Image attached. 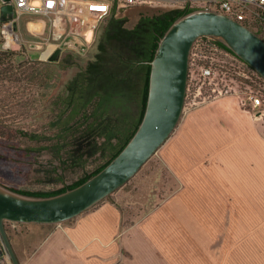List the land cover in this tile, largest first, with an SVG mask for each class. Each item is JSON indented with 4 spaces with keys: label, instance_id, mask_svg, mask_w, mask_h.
Returning a JSON list of instances; mask_svg holds the SVG:
<instances>
[{
    "label": "crops",
    "instance_id": "obj_1",
    "mask_svg": "<svg viewBox=\"0 0 264 264\" xmlns=\"http://www.w3.org/2000/svg\"><path fill=\"white\" fill-rule=\"evenodd\" d=\"M219 103L188 113L157 151L177 190L126 226L133 191L122 187L59 224L14 223L8 234L20 263L191 264L194 255L207 263L227 223L234 260L264 264V125Z\"/></svg>",
    "mask_w": 264,
    "mask_h": 264
},
{
    "label": "rangeland",
    "instance_id": "obj_2",
    "mask_svg": "<svg viewBox=\"0 0 264 264\" xmlns=\"http://www.w3.org/2000/svg\"><path fill=\"white\" fill-rule=\"evenodd\" d=\"M108 7L109 5L102 10L96 24L103 19ZM162 9L167 8L143 4L124 8L119 14L126 15L128 17L127 25L132 26L140 13L153 14ZM31 19H39V17L24 14L11 23L12 30L17 37L14 36V41H11L8 48H3L6 36L2 30L6 20H0V50L15 53L12 59L6 63L4 70L7 71L3 72V69L0 71V183L30 190H50L59 186L55 182L48 181L46 176L49 175L46 172L52 166L58 165L57 158L47 151H33L32 149L38 144L22 136L19 131H41L46 126L47 97L54 95L77 69L69 67L65 70H59L56 86L51 89L43 88L30 80L34 75L32 73L33 67L38 65L35 61H48L47 57L53 48V45H49L47 48L49 42H53L50 37L51 31L48 22H46L45 27L38 22L29 23L28 26L27 21ZM44 19L46 21V18ZM36 29L42 32H37ZM86 32L90 38L92 35L91 28ZM260 34L264 36V32ZM75 37H67L62 52L65 49H71L83 57L85 55L86 58L89 57L95 49L93 43L95 36L89 45L83 44L81 39ZM208 39L196 40L197 48L195 51L198 57L207 56L206 62L211 61L214 74L209 78H202L199 75L195 76V74L191 76V80L189 78L184 108L177 128L188 113H192L194 110L200 109L202 105L214 100L217 104L222 101L238 105L241 109H246L255 114L258 121L264 125V81L234 56L219 49L207 48L209 41L213 40ZM34 45H38L39 48ZM255 97L260 101L256 106H253ZM92 167L89 165L86 169ZM80 172L79 169L63 171L57 168V172L53 171L51 175L62 173L66 182H70ZM179 186L178 182L172 183L169 173L159 160L158 152H156L135 176L122 186L123 190L132 189L133 191V197L127 201L130 203L126 206L127 210L125 209L128 214L123 215L122 225L126 226L138 219L145 212V209L157 205L167 195L177 190ZM154 187L155 189H153ZM118 190L113 192L109 199L114 200ZM152 191L155 194L151 198L149 194L153 193ZM12 224L14 222H6L7 231L10 232L11 236H13ZM227 226L228 224L224 223L223 232L219 234L217 239L211 240L207 251V263L204 261V257L199 258V255L189 257V262L191 264H243L237 257L235 261L231 255V240H229V235L227 234L226 238L225 234ZM0 252H2L1 256L7 257L2 246H0ZM7 261L4 264H11L8 257Z\"/></svg>",
    "mask_w": 264,
    "mask_h": 264
},
{
    "label": "trees",
    "instance_id": "obj_3",
    "mask_svg": "<svg viewBox=\"0 0 264 264\" xmlns=\"http://www.w3.org/2000/svg\"><path fill=\"white\" fill-rule=\"evenodd\" d=\"M194 8L184 6L153 14L140 13L135 23L128 26V17L119 14L116 2H112L96 26L95 49L89 57L65 49L57 60L35 61L38 65L33 67L30 80L46 89L55 88L59 70L77 69L54 95L47 97L46 126L41 131H19L38 144L33 151H47L57 158L58 165L52 166L46 176L59 186L50 190L8 187L24 194L47 196L75 187L102 169L126 144L142 118L150 72L145 61L152 59L158 39L172 21ZM203 38L208 39L200 37L197 41ZM209 44L254 71L220 41L212 40ZM14 54L0 50V71ZM89 165L93 167L86 169ZM57 168L81 172L66 182L62 173L51 175Z\"/></svg>",
    "mask_w": 264,
    "mask_h": 264
},
{
    "label": "water",
    "instance_id": "obj_4",
    "mask_svg": "<svg viewBox=\"0 0 264 264\" xmlns=\"http://www.w3.org/2000/svg\"><path fill=\"white\" fill-rule=\"evenodd\" d=\"M15 16L10 0H0V20ZM200 37L220 41L264 79V39L249 27L208 7H197L175 18L158 39L152 59L145 61L150 72L142 118L126 144L102 169L75 187L47 196L24 194L0 183V246L11 264L21 263L6 222L59 224L80 215L125 185L167 141L183 112L190 54ZM61 52L58 46L47 59L54 61Z\"/></svg>",
    "mask_w": 264,
    "mask_h": 264
},
{
    "label": "built area",
    "instance_id": "obj_5",
    "mask_svg": "<svg viewBox=\"0 0 264 264\" xmlns=\"http://www.w3.org/2000/svg\"><path fill=\"white\" fill-rule=\"evenodd\" d=\"M10 2L16 16L3 23L2 32L6 36L3 48L10 47L11 41H14V36L17 37L12 30L11 23L24 14L39 17V19L28 20V26L29 23L38 22L45 27L46 22H48L51 31L50 37L53 42H49L47 48L49 45H53L52 50L58 46L65 47L64 42L68 36H76L77 39L82 40L83 44L89 45L95 36L99 15L106 6L109 5L110 7L112 2H116L118 8L143 4L164 8L208 7L227 14L256 33L257 31L259 33L264 32V0H10ZM90 28L92 35L89 38L86 31ZM36 30L42 32L39 29ZM258 35L261 36V34ZM261 37L264 39V36ZM196 48L197 46L193 45L191 50L188 78L191 80V76L194 74L202 78L212 77L214 69L211 61L206 62L208 60L206 55L202 58L198 57ZM207 48L218 49L214 44H208ZM259 101L255 97L253 106H256ZM0 264H3L1 258Z\"/></svg>",
    "mask_w": 264,
    "mask_h": 264
},
{
    "label": "flooded vegetation",
    "instance_id": "obj_6",
    "mask_svg": "<svg viewBox=\"0 0 264 264\" xmlns=\"http://www.w3.org/2000/svg\"><path fill=\"white\" fill-rule=\"evenodd\" d=\"M131 6H136V5H131ZM131 6H127V7H131ZM127 7H125V8H127ZM257 33L260 34L259 31H257Z\"/></svg>",
    "mask_w": 264,
    "mask_h": 264
}]
</instances>
